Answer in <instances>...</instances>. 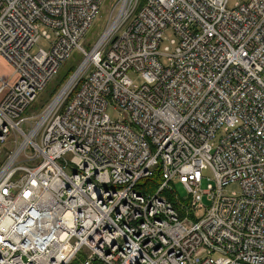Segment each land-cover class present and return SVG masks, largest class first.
<instances>
[{
    "label": "built area",
    "instance_id": "obj_1",
    "mask_svg": "<svg viewBox=\"0 0 264 264\" xmlns=\"http://www.w3.org/2000/svg\"><path fill=\"white\" fill-rule=\"evenodd\" d=\"M102 1L0 0V264H264V0Z\"/></svg>",
    "mask_w": 264,
    "mask_h": 264
},
{
    "label": "rangeland",
    "instance_id": "obj_2",
    "mask_svg": "<svg viewBox=\"0 0 264 264\" xmlns=\"http://www.w3.org/2000/svg\"><path fill=\"white\" fill-rule=\"evenodd\" d=\"M119 0H103L99 7V12L97 16L94 18L90 28L86 31L83 38L80 41V44L82 47L86 49H90L92 45L95 43V41L98 39V37L101 35L103 30L106 27V24L112 14V10L116 3ZM238 0H228L227 4L228 7H234L235 3ZM165 36L168 38L172 37V32L170 30L165 32ZM169 41H164L161 44V48H163L164 45H167ZM39 48L42 49H48L49 48V42L41 37L38 42L33 46L31 49L32 53H35ZM83 59V54L75 49L73 50L70 57L66 60H64L61 63L60 69L56 76H54L48 84L45 86V88L38 93L36 99L34 102L27 108V110L24 112V115L26 114H37L45 105L46 103L59 91V89L67 82L73 71L77 68L78 64ZM12 69L8 65L7 61L4 60L2 57H0V75L3 77L9 76ZM129 76L136 82L139 83V80L137 79V75L130 71ZM107 113L113 120L119 119V113L116 109H114L111 105L107 108ZM3 161V157L0 156V164ZM207 174H209L207 172ZM144 180H141L140 183H142ZM172 187L177 192L179 197L181 199H184L185 202H188V199H185V197H189V193L177 182L172 181L171 182ZM205 185V181L203 182V186ZM148 188H150V184L146 185ZM239 189L237 182H230L227 185H225L224 190L226 194H230L231 191H237ZM172 200V197H170ZM80 258L78 259L76 264L80 263Z\"/></svg>",
    "mask_w": 264,
    "mask_h": 264
},
{
    "label": "trees",
    "instance_id": "obj_3",
    "mask_svg": "<svg viewBox=\"0 0 264 264\" xmlns=\"http://www.w3.org/2000/svg\"><path fill=\"white\" fill-rule=\"evenodd\" d=\"M159 174L157 173V174H155L152 178H150L149 180H147V181H145V182H143L144 184H142V185H147V184H150V191H153L154 190V188L156 187V185H157V183H158V181H159ZM146 183V184H145ZM170 197V196H169Z\"/></svg>",
    "mask_w": 264,
    "mask_h": 264
}]
</instances>
